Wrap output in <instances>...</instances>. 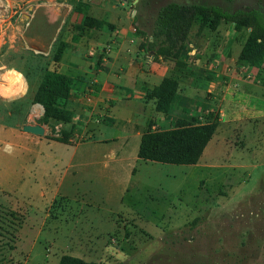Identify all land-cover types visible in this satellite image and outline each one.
<instances>
[{"label": "rangeland", "instance_id": "rangeland-1", "mask_svg": "<svg viewBox=\"0 0 264 264\" xmlns=\"http://www.w3.org/2000/svg\"><path fill=\"white\" fill-rule=\"evenodd\" d=\"M162 3L178 7L166 31L160 19L164 9L161 0H0V87L11 86L5 77L11 69L26 82L22 96L12 100L0 96V125L18 131L31 125L30 101L42 75L54 68L52 59L59 42L71 40L81 30L85 15L96 18L106 10H113L122 23L128 25L129 18L133 21V34L142 35L146 41L153 36L157 42L168 43L174 52H179L182 66L173 77L180 79L194 69L199 70L197 62L191 61L189 66L184 61L188 44L197 41L194 45L198 46V59L203 64L216 50L212 39L208 40L210 36H231L224 43L228 59L238 56L247 36V31L236 33L229 23L223 22L212 35L203 27L211 15L208 12L200 17L194 7L217 8L231 14L253 10L264 14V0H162ZM77 6L81 13L75 11ZM120 21H116L117 26ZM255 68L264 71V64ZM23 73L28 74L29 84ZM251 77L247 74L245 79L249 81ZM257 90L264 102V83ZM213 95L208 88L196 92L198 114L180 113L173 118L172 127L175 121H188L191 117L199 122L217 121L215 112L197 109ZM136 103L139 104L134 101L128 109L133 112ZM237 103L241 104L239 100ZM260 107L264 110V105ZM240 111L236 116L239 121L218 126L202 161L194 166L136 162L135 140L130 141L127 150L121 148L120 142L99 145L103 150L100 161L102 157L107 161V149L117 153L129 150L123 157L124 165L135 166L132 179L128 181L126 172L117 165L115 178L105 180L94 170L80 173L71 170L73 177L66 180L63 188L70 199L62 212L63 223L57 220L56 207L45 221L42 207L27 211L0 205V264H58L63 255L93 264H264V117L247 121L250 112ZM226 117L224 122L231 120ZM32 118L31 123L36 121L46 129L43 138L53 141L51 138L59 136L61 129L56 126L60 123L42 124L40 119ZM94 121L92 118L89 126L94 128L95 135L101 133L100 139L121 132L119 120L111 127ZM152 126L151 121L142 134L148 129L163 130L159 126L152 130ZM83 129L82 123L74 122V137ZM8 145L3 143L0 147V176L18 144L10 140ZM61 150L49 148L48 152L65 160L72 158V148ZM209 153H213L211 169L202 164ZM26 169L19 173L20 178L25 176ZM0 182L6 192L0 194V201L5 195L13 196L21 184L16 177L13 182Z\"/></svg>", "mask_w": 264, "mask_h": 264}, {"label": "crops", "instance_id": "crops-1", "mask_svg": "<svg viewBox=\"0 0 264 264\" xmlns=\"http://www.w3.org/2000/svg\"><path fill=\"white\" fill-rule=\"evenodd\" d=\"M104 13L110 14V17H105ZM96 18L112 24L114 30H80L72 35L71 40H64L66 48L62 57L59 63L50 69L73 79L68 97L64 102L66 110L71 114V122L56 126L57 130H72V145L46 140L42 136L0 125V147L3 143L8 145L10 140L18 144L16 150L8 156L9 165L5 167L0 180L9 183L16 177V181H21L13 196L5 195L0 205L10 206L14 210L26 208L27 211L42 207L45 221L50 217L52 208L56 207L57 211L59 210L57 220L59 224L63 223L62 212H64L65 204L70 200L67 190L63 188L66 180L70 176L73 177L71 170L79 173L94 170L102 180H105L115 178V165H117L120 166L119 169L126 172L127 180L131 181V171L135 166L124 165L126 158L123 157L129 150L117 153L107 149L106 152L109 155L106 157L107 161H104V157L100 161L103 150L99 149V145L104 147L111 141L115 144L120 142L121 148L127 150L130 141L135 140L137 154L142 130L147 128L151 121L154 122L152 130L159 126L163 128L162 131H167L172 129L173 118L178 114L187 111L190 112V116L198 114L195 93L202 89L208 88L214 92V95L209 100H203L197 109L201 111L205 109L206 113L215 112L219 127L239 121L236 116L237 113L241 114L240 110L250 112L247 121L249 118L250 121H257L264 117V110L260 107L264 105V102L260 101L263 98H260L257 90L264 83V71L239 64L237 57L227 58L224 43L231 36H210L208 40L212 39L211 43H215L216 50L213 54H209L203 64L198 59L200 56L198 46L194 45L197 41L194 44H188V48H185L184 61L189 66L191 61L193 64L197 62L196 66L199 70L194 69L192 73L188 72L178 81L170 117L155 113L154 102L146 100L145 95L173 73L174 62L171 59L155 57L152 51L145 52L142 44L147 38L133 34L135 29L132 27L133 21L130 18L129 24L126 25L118 20L119 16L113 10L110 12L106 10ZM116 21H120L118 26ZM219 29L220 25L215 32L209 33L216 34ZM148 41H151V37H148ZM193 55H195L194 58H191ZM247 74L252 76L249 81L245 79ZM238 100L241 104L237 103ZM134 101L139 104L136 103V108L132 112L128 108ZM31 109L28 124L33 125L36 121L31 123L30 119L34 117L39 120L43 115V108L35 104L31 105ZM226 116H230L231 120L224 122L223 119L227 118ZM92 118H95V124H107L108 127L119 120L120 134L100 139L101 133L98 132V135H95L94 128L89 126ZM74 122L84 125L82 133L79 136L75 135L76 137L73 131ZM99 128L97 127V130ZM44 132H46L45 128ZM211 141L212 139L209 143ZM62 147L72 148L71 159L65 160L60 155L55 157L48 152L49 148L62 152ZM206 149L207 146L198 162L202 161ZM212 155L213 153H209L202 163L205 168H213L209 164L212 161ZM135 161L138 162L137 157ZM26 167L27 173L20 178L19 173ZM2 184L0 182V194L4 195L6 192L1 189ZM64 225L68 226V222L65 221ZM64 225L60 226L64 227ZM55 243L53 241L54 245Z\"/></svg>", "mask_w": 264, "mask_h": 264}, {"label": "trees", "instance_id": "trees-1", "mask_svg": "<svg viewBox=\"0 0 264 264\" xmlns=\"http://www.w3.org/2000/svg\"><path fill=\"white\" fill-rule=\"evenodd\" d=\"M86 7V6H84ZM198 16L202 17L209 12L211 20L203 26L209 32H215L218 26L229 23L234 32L247 31V36L237 56V62L247 67H259L264 64V14L260 11H238L236 13L223 12L217 8L206 9L205 7H194ZM75 11L81 13L80 7ZM178 7L170 4L162 10L160 16L162 29L166 31L169 21L177 13ZM203 19V18H202ZM204 22V19L202 20ZM80 29H93L97 31H113L114 26L103 20L85 15L81 19ZM144 34V33H143ZM66 48L64 41L59 42L52 62L59 63ZM145 52L152 51L155 57L171 59L175 66L173 74L164 78L161 83L145 95L146 100L153 101L155 112L167 116L172 108V101L175 98L178 81L181 79L173 77L177 68L182 66L179 52L173 51L168 43L157 42L155 37L151 41L142 44ZM184 67V65H183ZM29 82V76L23 73ZM73 79L58 73L56 70H46L41 83L35 91L30 105L38 104L43 108V115L40 118L42 124L54 121L61 124L71 122V114L66 110L64 102L68 97L69 88ZM217 121L199 122L197 118H189L188 121L177 120L172 129L167 131H148L141 136L136 157L140 161L154 162L176 166H194L198 163L204 149L212 139ZM72 130H61L59 136L51 138L53 141L72 145ZM58 264H93L79 258L63 255Z\"/></svg>", "mask_w": 264, "mask_h": 264}, {"label": "bare ground", "instance_id": "bare-ground-1", "mask_svg": "<svg viewBox=\"0 0 264 264\" xmlns=\"http://www.w3.org/2000/svg\"><path fill=\"white\" fill-rule=\"evenodd\" d=\"M6 79L10 82V87H0V96L5 100H12L22 96L26 91V82L20 73L15 70H10Z\"/></svg>", "mask_w": 264, "mask_h": 264}, {"label": "water", "instance_id": "water-1", "mask_svg": "<svg viewBox=\"0 0 264 264\" xmlns=\"http://www.w3.org/2000/svg\"><path fill=\"white\" fill-rule=\"evenodd\" d=\"M122 2H126L127 0H120ZM21 130L25 133L32 134L35 136H43L44 128L40 125H24L21 127Z\"/></svg>", "mask_w": 264, "mask_h": 264}, {"label": "flooded vegetation", "instance_id": "flooded-vegetation-1", "mask_svg": "<svg viewBox=\"0 0 264 264\" xmlns=\"http://www.w3.org/2000/svg\"><path fill=\"white\" fill-rule=\"evenodd\" d=\"M161 4H163V5H164V7H163V8H165V7H167L168 5H170V4H168V3H162V0H161Z\"/></svg>", "mask_w": 264, "mask_h": 264}]
</instances>
